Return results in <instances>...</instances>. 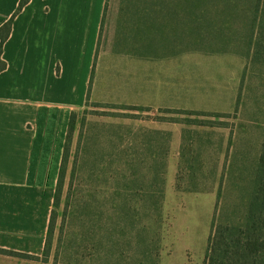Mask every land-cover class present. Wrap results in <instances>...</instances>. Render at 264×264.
Masks as SVG:
<instances>
[{
	"label": "rangeland",
	"instance_id": "374dc122",
	"mask_svg": "<svg viewBox=\"0 0 264 264\" xmlns=\"http://www.w3.org/2000/svg\"><path fill=\"white\" fill-rule=\"evenodd\" d=\"M107 3L49 260L6 255L24 264H111L122 251L121 264H151L157 250L158 264H206L218 197L233 216L247 195L244 162L264 135V63L241 39L249 16ZM215 15L229 21L218 35ZM140 189L149 194H134Z\"/></svg>",
	"mask_w": 264,
	"mask_h": 264
},
{
	"label": "crops",
	"instance_id": "0c3cea01",
	"mask_svg": "<svg viewBox=\"0 0 264 264\" xmlns=\"http://www.w3.org/2000/svg\"><path fill=\"white\" fill-rule=\"evenodd\" d=\"M20 0H0V26ZM107 0H30L0 71V249L41 254L69 117L83 105ZM0 254V264H24Z\"/></svg>",
	"mask_w": 264,
	"mask_h": 264
},
{
	"label": "trees",
	"instance_id": "16d2710c",
	"mask_svg": "<svg viewBox=\"0 0 264 264\" xmlns=\"http://www.w3.org/2000/svg\"><path fill=\"white\" fill-rule=\"evenodd\" d=\"M30 0H20L14 14L0 26V71L5 69L6 63L2 60V49L5 41L8 39L13 19L23 9ZM140 10H230L239 13V16H249L246 20L248 29L245 30L244 36L241 38L246 43L248 55L255 63H264V0H129ZM106 1L104 11L107 9ZM248 10V11H247ZM225 12V11H223ZM229 12V11H228ZM225 16H230V13ZM221 15L212 17L210 27L215 34L223 33V28H228L229 21L225 20ZM104 21V14L101 21V27ZM100 27V29H101ZM98 49V47H97ZM93 63L91 76L89 79L88 90L86 95V103L89 101L90 90L93 83L94 73ZM76 111H72L69 117L65 143L58 173L57 184L53 196L52 208L50 212L48 227L45 236V246L42 257L27 255V257L40 259L48 262L51 250V240L55 229L57 219L55 207L59 205L62 193L65 165L69 156V146L71 143L73 132L76 127ZM241 127L248 128L246 125ZM250 153V152H249ZM257 155H250L248 164L244 162L245 181L249 185L242 186L241 191L246 189L247 195L241 198L240 203H236L230 211L224 215L222 206L216 203L218 214L213 217L212 232L209 237L208 254L206 264H264V135L257 150ZM234 154V152H233ZM248 156V155H247ZM246 156V157H247ZM149 159L156 160L155 155L149 156ZM132 160V159H131ZM132 160L130 162L131 167ZM232 164V160L230 161ZM162 174V173H161ZM162 176V175H161ZM223 175H221L218 193L220 194ZM143 189L134 191L141 197L148 195L150 190ZM142 229V230H141ZM138 230V229H137ZM146 228L141 227L136 232L137 242L143 239V231ZM144 243V242H142ZM148 244V243H147ZM146 246L148 247V245ZM141 245V244H140ZM145 248V247H144ZM155 258H152L151 264H158L157 250ZM0 253L11 254L13 256L22 255L14 251L0 249ZM114 254L115 261L111 264H121L119 258L123 257V252ZM145 255V253H144ZM152 254L150 255V257ZM105 256H102V259ZM125 258L123 259V262ZM110 264V263H108Z\"/></svg>",
	"mask_w": 264,
	"mask_h": 264
}]
</instances>
